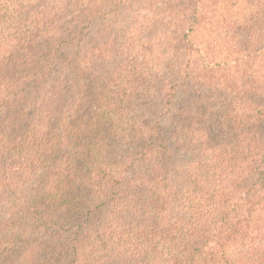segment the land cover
<instances>
[{
    "label": "trees",
    "instance_id": "obj_1",
    "mask_svg": "<svg viewBox=\"0 0 264 264\" xmlns=\"http://www.w3.org/2000/svg\"><path fill=\"white\" fill-rule=\"evenodd\" d=\"M0 264H264V0H0Z\"/></svg>",
    "mask_w": 264,
    "mask_h": 264
},
{
    "label": "rangeland",
    "instance_id": "obj_2",
    "mask_svg": "<svg viewBox=\"0 0 264 264\" xmlns=\"http://www.w3.org/2000/svg\"><path fill=\"white\" fill-rule=\"evenodd\" d=\"M204 91H206L207 93H210L211 91H208L207 89H205ZM217 95V93H215ZM197 93L193 92V91H187V92H179L177 99L174 100V104L178 105L177 103H183L189 107H196L197 104ZM169 131V122L163 120L161 123V132H162V136L164 137L165 135L168 134ZM165 138V137H164ZM182 158H185L188 156V152L182 151L179 155Z\"/></svg>",
    "mask_w": 264,
    "mask_h": 264
}]
</instances>
